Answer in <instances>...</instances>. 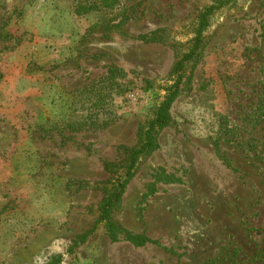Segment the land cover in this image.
<instances>
[{
    "label": "rangeland",
    "instance_id": "rangeland-1",
    "mask_svg": "<svg viewBox=\"0 0 264 264\" xmlns=\"http://www.w3.org/2000/svg\"><path fill=\"white\" fill-rule=\"evenodd\" d=\"M214 1L120 0L76 14L75 0H0V264H264V0L213 14L191 89L112 212L122 232L112 241L98 221L104 163L136 143ZM109 65L128 87L112 124L42 128L64 121L71 91Z\"/></svg>",
    "mask_w": 264,
    "mask_h": 264
},
{
    "label": "trees",
    "instance_id": "trees-1",
    "mask_svg": "<svg viewBox=\"0 0 264 264\" xmlns=\"http://www.w3.org/2000/svg\"><path fill=\"white\" fill-rule=\"evenodd\" d=\"M234 0H215L204 7L196 17L194 35L190 40L187 51L178 58L171 68L172 83L164 88L161 100L152 108V114L141 124L137 131L136 143L131 147H124L123 158L119 162L104 163V169L109 177L101 183L102 197L98 204V221L103 223L109 238L114 241L122 232L121 228L112 220V212L119 205L127 182L134 173L138 162L158 147L157 138L160 131L171 121L170 107L176 97L184 90L191 89L193 61L200 54L202 37L205 29L210 25L213 14ZM120 0H75L74 12L113 10L118 8ZM134 14L124 18H134ZM143 38V37H142ZM157 37H144L145 41L157 40ZM125 71L116 65H109L104 74L93 79L80 89L71 91L70 105L73 109L66 119L51 121L45 130H82L101 129L112 124L117 117L113 108L114 99L122 97L128 90L124 81ZM89 234L85 232L77 237L78 242H84ZM127 240L136 246H143L147 242L157 243L144 235L126 234ZM54 258L49 264H58Z\"/></svg>",
    "mask_w": 264,
    "mask_h": 264
}]
</instances>
